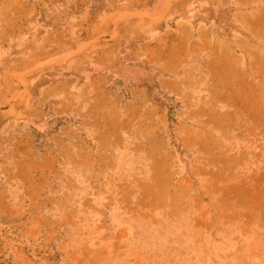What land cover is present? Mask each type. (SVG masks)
Masks as SVG:
<instances>
[{
  "label": "rangeland",
  "instance_id": "374dc122",
  "mask_svg": "<svg viewBox=\"0 0 264 264\" xmlns=\"http://www.w3.org/2000/svg\"><path fill=\"white\" fill-rule=\"evenodd\" d=\"M0 264H264V0H0Z\"/></svg>",
  "mask_w": 264,
  "mask_h": 264
}]
</instances>
